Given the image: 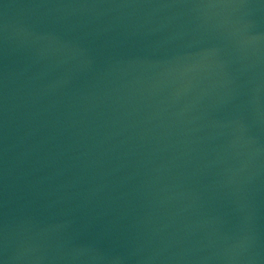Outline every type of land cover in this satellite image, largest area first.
<instances>
[{
	"label": "water",
	"instance_id": "95a60500",
	"mask_svg": "<svg viewBox=\"0 0 264 264\" xmlns=\"http://www.w3.org/2000/svg\"><path fill=\"white\" fill-rule=\"evenodd\" d=\"M0 264H264V0H0Z\"/></svg>",
	"mask_w": 264,
	"mask_h": 264
}]
</instances>
